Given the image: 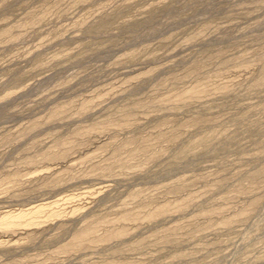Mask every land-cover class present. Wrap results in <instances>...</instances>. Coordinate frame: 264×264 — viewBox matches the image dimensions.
<instances>
[{
	"label": "rangeland",
	"instance_id": "rangeland-1",
	"mask_svg": "<svg viewBox=\"0 0 264 264\" xmlns=\"http://www.w3.org/2000/svg\"><path fill=\"white\" fill-rule=\"evenodd\" d=\"M0 223V264H264V0H0Z\"/></svg>",
	"mask_w": 264,
	"mask_h": 264
},
{
	"label": "bare ground",
	"instance_id": "bare-ground-1",
	"mask_svg": "<svg viewBox=\"0 0 264 264\" xmlns=\"http://www.w3.org/2000/svg\"><path fill=\"white\" fill-rule=\"evenodd\" d=\"M36 206H37V205H36ZM40 208H41V207H40ZM27 211H28V210H27ZM30 211H31V210H30ZM37 211H38V210H37ZM19 213H20V212H19ZM22 213H23V212H22ZM17 214H18V213H17ZM4 215H6V214H4ZM15 216H16V215H15ZM15 216H14V217H15ZM20 216H23V215L21 214ZM1 217H2V216H1ZM3 218H4V217H3ZM4 219H6V218H4ZM15 220H16V219H15ZM15 220H14V222H15ZM3 221H5V220H3ZM6 221H8V219H7ZM12 222H13V221H12ZM2 223H3V222H2ZM10 223H11V222H10ZM0 224H1V223H0ZM8 224H9V223H8ZM15 224H16V223H15ZM4 225H5V224H4ZM4 225H3V226H4ZM12 225H13V224H12ZM7 226H8V225H7ZM9 228H10V227H9Z\"/></svg>",
	"mask_w": 264,
	"mask_h": 264
}]
</instances>
